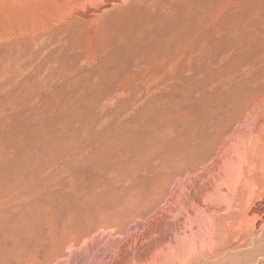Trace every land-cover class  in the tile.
Listing matches in <instances>:
<instances>
[{
    "label": "rangeland",
    "instance_id": "374dc122",
    "mask_svg": "<svg viewBox=\"0 0 264 264\" xmlns=\"http://www.w3.org/2000/svg\"><path fill=\"white\" fill-rule=\"evenodd\" d=\"M2 143L11 264H264V0H0Z\"/></svg>",
    "mask_w": 264,
    "mask_h": 264
},
{
    "label": "bare ground",
    "instance_id": "6f19581e",
    "mask_svg": "<svg viewBox=\"0 0 264 264\" xmlns=\"http://www.w3.org/2000/svg\"><path fill=\"white\" fill-rule=\"evenodd\" d=\"M247 2V1H246ZM197 9V8H196ZM235 9V7H234ZM239 10V9H238ZM157 12V11H156ZM237 12V11H236ZM173 13V12H172ZM165 18V17H164ZM173 18V17H172ZM235 18V17H234ZM166 19V18H165ZM237 21V20H236ZM242 21V19H241ZM131 23V22H129ZM151 25V23H150ZM159 25V24H158ZM161 25V24H160ZM130 26V25H129ZM133 26V25H132ZM164 26V25H163ZM161 27V26H160ZM202 27V26H201ZM164 28V27H162ZM186 30V29H185ZM228 30V29H226ZM185 32V31H184ZM28 35V34H27ZM21 37V36H20ZM151 37V36H150ZM28 37H23L22 39H26ZM30 39L29 40H35L37 38V35L35 34H31V37H29ZM149 38V37H148ZM243 38V37H242ZM239 39V38H238ZM21 40V39H20ZM60 40V39H59ZM195 43V42H194ZM144 44V43H142ZM62 48V44L60 41H58V46L54 48V52L55 50H60ZM139 48V47H138ZM148 48V47H147ZM31 49H29L28 47H23V46H20L18 47V53H17V59L15 58L14 59V64H12V66L9 67V71L13 69L16 70L22 66H25L27 64H29V61L28 58L30 57V54ZM47 52V58L48 60H50V58L52 57L53 55V51L51 50H48L47 46H45L43 48V53L44 52ZM143 51V50H142ZM134 52V55L133 57L131 58V61H136L135 63V66H138V70H136L134 74L132 75H128V77L130 76L131 77V81H137V80H140L141 81V77H143L142 75L145 73V71H151L152 69L155 70V73H156V76H154L156 78V81H157V59L155 61H151L149 59H146V58H140V57H136L135 55L139 54V51L136 49L133 51ZM210 52V51H209ZM50 53V54H49ZM143 54V53H142ZM188 54V53H187ZM37 56H39L37 54ZM37 56H35V58H37ZM40 59V58H39ZM136 59V60H135ZM149 60V61H147ZM147 62H153L154 65L153 66H149L147 64ZM156 62V63H155ZM142 64H146L147 65V69H143V67H141ZM173 64V63H172ZM137 68V67H136ZM134 69V68H133ZM51 73H56L57 74H60L62 73L60 71V69H53L51 71ZM153 73V72H152ZM55 76V75H54ZM102 76V75H101ZM152 77V76H151ZM55 78V77H53ZM127 78V77H126ZM148 78H149V75H148ZM130 79V78H129ZM128 81V79H127ZM127 81H124L121 85H120V88L122 87V89H127L128 87L131 86V81L130 82H127ZM47 85V84H46ZM45 85V86H46ZM17 86V85H15ZM14 86V87H15ZM96 88V87H95ZM7 94V93H6ZM45 95H42L43 99H45L44 97ZM13 105L11 106V108L9 109V112L8 114H10V116L7 117L6 120L8 121H16V119L18 118V116H21L22 112L21 110H19L17 108V105H18V99H14L13 100ZM43 109V108H42ZM67 109V108H66ZM3 110V109H2ZM44 110V109H43ZM42 110V111H43ZM17 124V123H16ZM14 123V127L17 128V125ZM52 124V123H51ZM13 126V125H12ZM14 127L9 130L8 132H6L5 134L7 135H10L11 136V133L12 132H18V128L16 130H14ZM18 130V131H17ZM36 130V129H35ZM22 135V134H21ZM34 135V134H33ZM9 136V137H10ZM20 136V135H19ZM27 136V135H26ZM8 137V136H7ZM25 139V138H24ZM54 140V139H53ZM21 142V141H20ZM13 147V145H12ZM6 149L5 145L0 144V152H4V150ZM0 153V154H1ZM87 153V152H86ZM172 160V159H171ZM59 170V169H58ZM5 175L4 176H0V264H3L2 260L3 258L5 259V261H7V264H11V259L9 257H11V251H10V248L8 247V244H9V239L8 237H5V234L3 232V229H8L10 227V225L12 224V219L13 218V215H14V209H13V206H14V202L18 199V196L15 194L14 190H13V187H12V182H11V174H10V170L9 168H6L5 169ZM263 223V222H262ZM258 226L261 225V222L258 221ZM3 238H5L4 242H3ZM10 242H11V239H10ZM12 243V242H11ZM13 263V262H12Z\"/></svg>",
    "mask_w": 264,
    "mask_h": 264
}]
</instances>
